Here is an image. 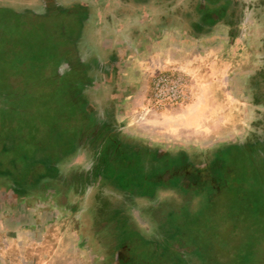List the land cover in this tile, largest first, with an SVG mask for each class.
<instances>
[{
    "label": "rangeland",
    "instance_id": "rangeland-1",
    "mask_svg": "<svg viewBox=\"0 0 264 264\" xmlns=\"http://www.w3.org/2000/svg\"><path fill=\"white\" fill-rule=\"evenodd\" d=\"M204 1L209 3L0 0V127L8 124L0 137L9 134L7 144H0L2 190L11 176L29 174L36 181L40 153L35 148L44 140L16 135L13 141L20 139L13 145L8 139L19 123L33 128L32 135L41 130L34 126L50 124L56 141L46 137L45 143L56 149L69 141L73 147L68 154L50 150L54 154L46 156L59 166L63 162L61 176L31 192L26 235L12 219L20 203L0 206V264H101L108 248L97 234L101 221L110 224V238L115 236V241L105 239L108 245L132 242L135 264H264V165L254 167L259 155L264 158V0H235L227 16L232 24L200 37L192 24ZM84 5L82 28L73 18H49ZM216 9L212 3L209 10ZM120 50L128 51L120 70L95 84L97 107L102 111L116 100L124 131L158 150L205 153L219 166L220 182L219 191L201 183L190 186L181 160L158 161L135 151L127 160L129 151L117 150L120 156L108 168L117 173L114 185H122L123 199L131 202L126 221L134 238L125 240L127 234L119 237L116 195L101 197L90 189L79 196L70 187L73 173L89 165L84 156L74 158L77 132L71 127L83 128L78 119L83 105L73 101L75 85L87 67L100 65L96 59L106 61ZM161 76L181 78L180 93L155 89ZM235 143L240 144L228 146ZM7 149L18 166L6 160ZM190 156L196 164L198 155ZM88 220L96 232L92 237Z\"/></svg>",
    "mask_w": 264,
    "mask_h": 264
},
{
    "label": "flooded vegetation",
    "instance_id": "flooded-vegetation-1",
    "mask_svg": "<svg viewBox=\"0 0 264 264\" xmlns=\"http://www.w3.org/2000/svg\"><path fill=\"white\" fill-rule=\"evenodd\" d=\"M135 2H141L144 4H148L150 0H134ZM166 2V0H164ZM170 1V0H167ZM219 2L221 4H219ZM209 0V3L204 1V4L200 2L198 9L196 13L199 15L198 21L196 24H192L193 30L195 31L196 34H198L200 37L205 36V35H210L214 34L218 31V28L220 25L223 23H226L227 25H231V19H229L228 12L230 9V6L235 5L236 1L235 0ZM214 4L217 6V9L214 11H210L209 8L211 4ZM83 7L84 9L88 8L87 5L84 6H79L78 9ZM181 12L184 14L185 8L181 7ZM187 15V13H185ZM230 14V13H229ZM231 15V14H230ZM127 53L128 51H117L113 53L112 55H109L106 58V61H102L101 59H96L97 61L100 62L99 66H96L95 68L85 69V74L83 75L84 83H83V88L80 90V94L78 92V95L75 98V94L73 95V101L76 105H83L82 108L83 110L81 111L82 115L78 117V119H82L83 121V128H81L79 131L75 130L73 127H71L72 131L77 132L75 134V137L71 135V138H73L75 141L74 143L77 144V150L76 151V157L84 156L89 159V165L88 168L84 169L81 171V173H73L72 176V182L70 183L73 189L76 190V194L83 195L86 193L88 190L92 189V192L96 190V194H101V197H105V195L109 194L111 195H116L118 197V201L121 204V209L118 208L119 203H114V199L110 201L112 204V207L118 208L117 212H121V218H120V236H125L123 239H128L130 235L134 234V229L132 227H129V222L126 221V213L127 210L126 208L130 206L131 202L128 200L123 199V192L124 189L121 188L122 185H114V179L113 177L117 173H114L113 170H110L108 165L112 164V160H116L118 156H120V153H118L117 150L125 149L128 150L129 152H126L127 157L126 159H132L129 154H133L134 151L136 154L140 156H148V157H153L155 156V160H161L164 157L168 158L170 160H181L182 161V176L186 177L188 184L190 186H196L199 183L201 184H206L211 187L212 190H219V185L220 182L217 180V175H218V168L219 166L215 161L208 160L206 157L205 153H199L198 151H193V150H187L183 148H176L175 150H170L169 148H164L161 150H158V147H153L149 145L148 142L145 141L144 138L142 137H135L134 135H129L124 131V127H122L120 122H124L125 120L119 121L118 120V110H119V105L116 100H114V103L112 102L109 106H105L104 109L101 111L94 102L98 93L100 91L95 87L96 85H99L100 79H102V82H107L110 78V74H114L120 70L121 63L124 59L127 58ZM88 66V65H87ZM97 71V73H96ZM94 76L92 77V75ZM97 74H100L101 78H98ZM120 101V100H119ZM79 102V103H77ZM80 113V114H81ZM100 113V116L98 114ZM90 116H94V120L90 119ZM72 120L67 122V125L71 123ZM76 122V121H74ZM15 123V121H14ZM17 124V121H16ZM8 124L1 125L0 129H4V127H8ZM18 129L16 128V131H13V136L8 139V141L12 140L15 138L16 135L18 137H21V140H23L24 137H31L32 139L37 140H44L45 143V138L49 137L51 140H55L57 137L50 131V127L47 126L46 123L42 127H39L38 125L34 126L38 127L41 130H37L36 134L37 135H32L31 132H29L32 129H25L23 126L18 125ZM56 131V130H55ZM25 134V136H22V134ZM80 134V136H79ZM9 134L5 135L4 137H0V144L3 145V143L7 144V137ZM15 136V137H14ZM77 137V138H76ZM70 138V139H71ZM79 138V139H78ZM20 139V138H18ZM17 139V140H18ZM72 139V140H73ZM11 141L12 144H16V141ZM56 141V140H55ZM18 143V142H17ZM246 143V142H245ZM242 143V144H245ZM240 143H235L232 145H228L229 147H236L239 146ZM43 145V144H41ZM40 145V146H41ZM141 145V148H143L144 152H139L136 151L135 149H140L138 146ZM29 148H31L28 145ZM28 147H25V149H29ZM54 144H44L43 147L40 149H36L40 154L35 155V160L37 163V172L36 174V181L31 182L32 176L28 174V176H23V175H15L11 176L9 179H5L6 181V190H2L1 188V183H0V206H10L11 202L16 200L17 202L20 203L19 207H15L17 209L16 217H13L12 219L14 220V223L16 225H19V229L23 230L25 235L26 232L25 230L28 229L27 222L29 221L28 219V207H27V202L29 198H31L32 193L35 192L38 189H40V186L43 183L48 184L49 182H52L61 176V168L60 166L63 165V162H61L60 166L56 162L58 160H55V158H47L46 156L51 154L53 155L54 153H49V151H53L56 153V151H62L61 153H70V150L73 147H69V141L61 145V147H58L56 149ZM193 151V152H192ZM9 150L5 152L6 155V160L11 161L15 165L18 166V162L15 160L13 161V156L9 154ZM193 153L198 155L199 160H197V163H193L191 161V156ZM69 156V155H68ZM202 157V158H201ZM263 155H259L256 165L254 167L259 170V165H264L263 161ZM14 166V165H13ZM59 166V168H58ZM223 167L225 166L224 164L222 165ZM1 168V166H0ZM7 170H8V165H7ZM224 171H227L224 169ZM12 172V171H10ZM261 172V171H260ZM180 173V172H179ZM3 174L0 171V182H1V176ZM180 175V174H179ZM38 176V178H37ZM168 177V176H166ZM36 184V185H35ZM107 192V193H106ZM127 194H132V191H127ZM108 195V196H109ZM46 197H49V194L46 195ZM8 204V205H7ZM9 209V207H8ZM8 218L11 222V216L8 213ZM88 218V216H87ZM18 220V221H17ZM34 220V219H33ZM38 224L35 223L31 229L35 231ZM86 225V231L90 236H94L96 232H93V222L87 221L85 222ZM35 227V228H34ZM101 230L99 231V236L100 239H102L104 242L103 244L107 246L106 248V253L104 255V258L101 260V264H135V261L133 259V256L131 255V245L132 242H130L129 245L120 244V246L116 245L117 243H114L113 245L107 244L105 242L106 240H114V237L110 238V233L107 231V229L110 227V224L101 221V224L99 226ZM119 230V228H117ZM106 234L105 238H103V234ZM106 239V240H105ZM115 241V240H114ZM123 241V240H122Z\"/></svg>",
    "mask_w": 264,
    "mask_h": 264
},
{
    "label": "trees",
    "instance_id": "trees-1",
    "mask_svg": "<svg viewBox=\"0 0 264 264\" xmlns=\"http://www.w3.org/2000/svg\"><path fill=\"white\" fill-rule=\"evenodd\" d=\"M62 10L63 11H61L58 14L57 13H54V14L50 13L49 14L50 15L49 18L52 17V20H54V19L56 20L57 18H61V17H67V19L73 18L74 21L77 20L78 25L80 26V28H82V24L85 21V19L87 18V13L84 11L85 9L83 7H81L80 9H78V7H76L75 9H72V10H70V9H66V10L62 9ZM50 78L51 77L47 76L46 79L47 80H51ZM81 81L82 82H78L77 85H75V88H74L75 93L74 94L76 96L78 95V92L80 91L81 87H83V83L85 82L83 78H82ZM36 86H38V85H36ZM79 94H80V92H79ZM77 103H79V102H77ZM12 105L13 104L10 103L8 106H10L11 108L14 107L17 111L21 110L18 106H14V105L12 106ZM16 110H12V111L13 112H16ZM47 126L50 127V124H47ZM44 144L43 145L40 144L41 146L39 145L38 146V149H40L41 147H43ZM217 191H219V190H217Z\"/></svg>",
    "mask_w": 264,
    "mask_h": 264
},
{
    "label": "built area",
    "instance_id": "built-area-1",
    "mask_svg": "<svg viewBox=\"0 0 264 264\" xmlns=\"http://www.w3.org/2000/svg\"><path fill=\"white\" fill-rule=\"evenodd\" d=\"M161 80V81H160ZM184 86L183 80L181 78H172V77H160L156 82H155V89L157 90L165 89L167 92L173 91L175 93H180L182 90L181 88ZM165 94V93H163ZM162 95V93L160 94Z\"/></svg>",
    "mask_w": 264,
    "mask_h": 264
}]
</instances>
